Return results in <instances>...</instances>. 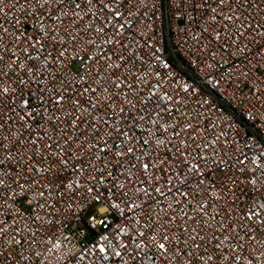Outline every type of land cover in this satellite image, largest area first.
<instances>
[{
	"label": "built area",
	"instance_id": "1",
	"mask_svg": "<svg viewBox=\"0 0 264 264\" xmlns=\"http://www.w3.org/2000/svg\"><path fill=\"white\" fill-rule=\"evenodd\" d=\"M0 264H264V0H0Z\"/></svg>",
	"mask_w": 264,
	"mask_h": 264
},
{
	"label": "snow or ice",
	"instance_id": "2",
	"mask_svg": "<svg viewBox=\"0 0 264 264\" xmlns=\"http://www.w3.org/2000/svg\"><path fill=\"white\" fill-rule=\"evenodd\" d=\"M160 247H161V248H163V247H164V245H163V244H161V245H160Z\"/></svg>",
	"mask_w": 264,
	"mask_h": 264
}]
</instances>
